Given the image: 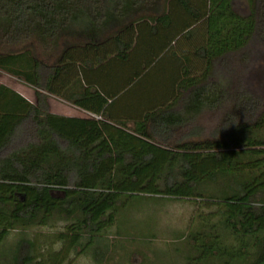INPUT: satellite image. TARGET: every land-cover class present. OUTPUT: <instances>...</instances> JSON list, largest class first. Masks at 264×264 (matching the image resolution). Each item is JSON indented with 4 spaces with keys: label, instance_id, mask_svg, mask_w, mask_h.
<instances>
[{
    "label": "trees",
    "instance_id": "trees-1",
    "mask_svg": "<svg viewBox=\"0 0 264 264\" xmlns=\"http://www.w3.org/2000/svg\"><path fill=\"white\" fill-rule=\"evenodd\" d=\"M245 1L242 15L234 0H0V71L34 92L31 103L0 85V245L11 231L71 221L48 260L21 240L0 264H63L134 196L217 207L215 224L187 235L195 256L185 264H264V95L249 89L246 54L254 42L264 51V0ZM237 52L244 72L231 78L228 67L220 92L216 64ZM131 55L144 58L134 85L155 63L170 69L163 91L150 85L142 98L143 115L123 121L87 74ZM49 97L87 115L52 114ZM228 101L253 106L212 139L174 140L188 115Z\"/></svg>",
    "mask_w": 264,
    "mask_h": 264
},
{
    "label": "rangeland",
    "instance_id": "rangeland-1",
    "mask_svg": "<svg viewBox=\"0 0 264 264\" xmlns=\"http://www.w3.org/2000/svg\"><path fill=\"white\" fill-rule=\"evenodd\" d=\"M234 7L239 14H247L245 0H234ZM248 49L246 51V54H249L250 64L248 72L250 75H254L253 84L249 85V89L264 95V51L257 48L255 42ZM223 57L216 64V81L220 92L230 82V78L227 76L228 67L231 78L234 77L233 74L238 75L244 72L239 63L242 57L241 53L237 52ZM167 62L162 60L157 66V72H154L151 78L136 84L135 88L139 90L140 87L149 88L150 85L155 87L158 85V81L164 83L167 78L165 71L170 69L169 64L166 66ZM255 73L263 78L258 79ZM0 85L12 89L29 102H34L32 88L1 71ZM236 89L237 87L234 85L231 92L227 91L226 94L233 97L238 94ZM134 91L136 90L134 89ZM47 102L48 111L52 114L86 116L54 97H50ZM119 102L130 105L129 107L133 104L135 106L143 105L142 98H139L138 95L133 97L131 93L124 94ZM252 106V104L241 105L228 101L227 105L219 103L217 107L211 109L202 107L194 111L192 118L188 115L184 124L187 126L183 130L184 136L176 135L174 140L189 142L212 139L222 128V121L225 118L239 121V115H244L243 112L246 113ZM257 109L260 110V108ZM188 112L190 114L193 111L189 110ZM247 114L249 117L252 115L251 112ZM254 118L251 120L246 118L249 119L246 122L252 121ZM208 190L210 191V189ZM125 198L126 196L122 197V199ZM216 210L215 206H206L203 202L192 200L156 199L143 196L127 198L124 207L116 212L114 224L104 230L84 253L79 254V248L70 250L66 254L63 264H185L188 257L195 256L191 244L186 239L187 235L207 230L209 226L215 224L217 221V217L214 216ZM70 223L71 221L56 220L45 227L11 231L0 245V262H9L12 259L21 240L32 241L34 254L40 259L48 260L54 253L62 249L64 244L57 240V237L67 233L66 227ZM85 242L84 239L81 244L84 245Z\"/></svg>",
    "mask_w": 264,
    "mask_h": 264
},
{
    "label": "crops",
    "instance_id": "crops-1",
    "mask_svg": "<svg viewBox=\"0 0 264 264\" xmlns=\"http://www.w3.org/2000/svg\"><path fill=\"white\" fill-rule=\"evenodd\" d=\"M144 58H140L136 55H131L129 61L127 62H121L117 60H113L107 65L103 66L100 68L98 71L95 72H88V81L92 85L95 84L96 87L99 89L100 93L102 95L107 96V101H108V107L106 113L109 114L112 118L114 119H120L123 121H126V117H128L129 114L134 115L136 114V111H139L140 116L143 115V109L144 106H135L134 104L130 105L127 104H121L120 98L124 96V94L131 93L134 96L138 95L139 98L145 97V95H150L152 92L151 86L148 87H140L139 90H137L134 85V83L137 81L136 76H134L135 73L140 71L142 69L141 66L142 64L140 63L143 61ZM161 62V61H160ZM155 63L151 70H153V73L157 72V66L160 63ZM140 63V64H139ZM169 63H167L166 66H168ZM170 65V64H169ZM170 67V66H168ZM165 69V68H164ZM166 70V69H165ZM143 73V72H141ZM153 75V74H152ZM157 78L156 76H154ZM151 78V76H150ZM149 79V77L147 78ZM146 80V79H144ZM143 80V81H144ZM129 82V84H128ZM131 83V85H130ZM133 83V84H132ZM137 83V82H136ZM162 86L160 85V81H158V85L154 87L158 91V94H160ZM134 89L136 91H134ZM163 91V90H162ZM50 98V97H49ZM57 99V98H56ZM64 104L69 105L73 109L82 112L83 114H86L83 110L61 100L58 99ZM87 115V114H86ZM59 116H64V117H77V116H72V115H59ZM128 126H132L133 123L129 121Z\"/></svg>",
    "mask_w": 264,
    "mask_h": 264
}]
</instances>
